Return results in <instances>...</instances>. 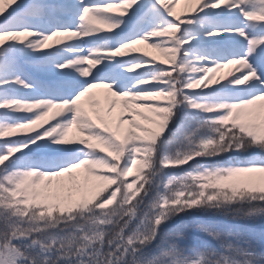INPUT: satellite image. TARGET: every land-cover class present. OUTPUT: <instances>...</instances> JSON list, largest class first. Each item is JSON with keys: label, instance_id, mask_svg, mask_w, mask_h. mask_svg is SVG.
Masks as SVG:
<instances>
[{"label": "snow or ice", "instance_id": "6c2138e0", "mask_svg": "<svg viewBox=\"0 0 264 264\" xmlns=\"http://www.w3.org/2000/svg\"><path fill=\"white\" fill-rule=\"evenodd\" d=\"M179 3L0 0V264H264V0Z\"/></svg>", "mask_w": 264, "mask_h": 264}, {"label": "rangeland", "instance_id": "374dc122", "mask_svg": "<svg viewBox=\"0 0 264 264\" xmlns=\"http://www.w3.org/2000/svg\"><path fill=\"white\" fill-rule=\"evenodd\" d=\"M191 0H180V3L176 5V12L177 15H185L188 14L191 10ZM64 39V37H57L54 38V41L52 43H56L59 40ZM136 48L140 49L141 52L140 53H136V54H141L142 52H147L148 53V58L152 59L154 58L155 62H160V61H164V66H168L167 61L165 56L160 53L159 51L150 48L147 44H140V45H136ZM238 66L237 65H229L228 67L224 68V69H220L218 71H216L214 74H212V80H211V84L214 86L216 83V80L219 79L220 82H224L226 79H230L233 75H238L239 72L237 71ZM240 71H243V69L241 68ZM85 99V103H87V98ZM119 107V105H118ZM56 111V110H54ZM47 122H51L54 123V119H52L51 115L49 118H47ZM47 122L45 123V125L47 124ZM70 138H71V134H70ZM205 219H218L217 217H204ZM254 226H262L264 227V224H260L257 223Z\"/></svg>", "mask_w": 264, "mask_h": 264}, {"label": "trees", "instance_id": "16d2710c", "mask_svg": "<svg viewBox=\"0 0 264 264\" xmlns=\"http://www.w3.org/2000/svg\"><path fill=\"white\" fill-rule=\"evenodd\" d=\"M135 175V173H133V174H131L130 175V177H129V179H131L132 178V176H134ZM210 217V216H209ZM257 229H260V228H262V226L260 227V226H255Z\"/></svg>", "mask_w": 264, "mask_h": 264}]
</instances>
